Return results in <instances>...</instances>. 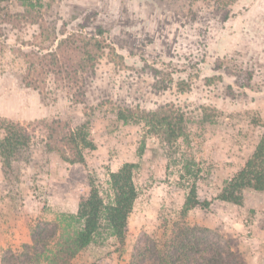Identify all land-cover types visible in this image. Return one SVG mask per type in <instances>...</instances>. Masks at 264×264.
I'll use <instances>...</instances> for the list:
<instances>
[{
    "label": "rangeland",
    "instance_id": "obj_1",
    "mask_svg": "<svg viewBox=\"0 0 264 264\" xmlns=\"http://www.w3.org/2000/svg\"><path fill=\"white\" fill-rule=\"evenodd\" d=\"M4 5L25 18L18 25L0 18V122L22 124L37 146L17 152L12 174L4 173L0 155V239L21 249L37 220L62 221L64 214L77 212L89 175L106 192L111 171L140 162L124 244L105 232L72 264H130L138 237L146 233L162 241L170 233L193 186L200 205L190 209L187 221L218 229L238 252L239 264H249L250 248L242 245L262 242L253 224L261 216L256 208L264 215V193L245 190L242 204L217 196L264 134V0H9ZM73 34L106 42L95 70L84 74L82 101L72 97L78 87L65 86L70 84L52 74L41 91L27 86L25 54L56 50ZM167 104L191 120L189 138L168 148L152 137L155 148L140 157L146 127L120 119L118 112ZM55 118L92 142L82 146L83 162L69 163L43 149L47 130L40 124ZM3 136L0 128V141Z\"/></svg>",
    "mask_w": 264,
    "mask_h": 264
},
{
    "label": "trees",
    "instance_id": "obj_2",
    "mask_svg": "<svg viewBox=\"0 0 264 264\" xmlns=\"http://www.w3.org/2000/svg\"><path fill=\"white\" fill-rule=\"evenodd\" d=\"M8 1L0 0V18L18 25L25 15L14 14L4 5ZM105 43L104 38L73 34L63 39L56 50L26 53L24 58L28 67L23 81L41 91L46 78L52 74L55 80L78 87L72 97L80 102L84 95L81 87L84 74L95 70ZM71 84L65 86L73 87ZM118 117L124 121L133 119L146 127L139 146L140 157L155 148L152 137L172 148L179 145L180 139L190 136L187 123L191 120L175 105L167 104L152 111L120 110ZM40 126L47 130L41 143L43 149L57 153L66 162H83L82 146L93 145L82 130H75L67 121L55 118L50 122L42 121ZM0 128L4 131L0 141L2 169L4 173L12 174V159L17 152L37 145L33 143V135L18 122L2 121ZM140 167V162H125L117 171H111L106 192L100 188L97 178L89 175L85 181L87 192L80 199L77 212L64 214L62 221L37 220L30 226V242L24 243L19 250L4 249L0 264H72L97 236L105 232L123 245L128 233V219L138 197L134 171ZM186 168L191 170L190 165ZM245 190L264 193V134L244 166L224 182L217 198L242 204ZM198 205L200 202L193 186L170 233L162 241L146 233L138 237L130 264H239L238 252L223 233L187 221L190 209Z\"/></svg>",
    "mask_w": 264,
    "mask_h": 264
},
{
    "label": "crops",
    "instance_id": "obj_3",
    "mask_svg": "<svg viewBox=\"0 0 264 264\" xmlns=\"http://www.w3.org/2000/svg\"><path fill=\"white\" fill-rule=\"evenodd\" d=\"M260 193V192H258ZM264 195V194H262ZM264 197V196H263ZM263 199V198H261ZM261 205V204H259ZM257 210V217L261 215L259 218H256L255 224H253V229L256 232V236L261 239L262 242H247L246 246L242 245V247H246L248 250V263L249 264H263L264 263V231L262 230L264 225V215L259 214L260 210ZM255 215V216H256ZM260 228V229H259ZM259 230V231H258ZM260 230H262L260 232ZM11 243V244H10ZM28 243V242H24ZM15 247L12 242H6L5 238L0 239V250L5 249L7 247ZM0 259H1V251H0Z\"/></svg>",
    "mask_w": 264,
    "mask_h": 264
}]
</instances>
